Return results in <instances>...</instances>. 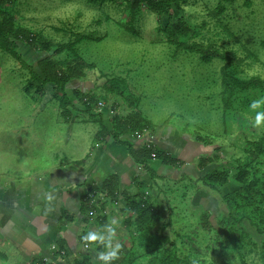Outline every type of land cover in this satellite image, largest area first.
I'll return each mask as SVG.
<instances>
[{"label": "rangeland", "instance_id": "obj_1", "mask_svg": "<svg viewBox=\"0 0 264 264\" xmlns=\"http://www.w3.org/2000/svg\"><path fill=\"white\" fill-rule=\"evenodd\" d=\"M4 6L17 28L38 34L54 45L74 42L78 35L90 37L77 45L76 53L92 67L80 68L82 77L65 87L73 103L69 108L71 119L66 123L59 103L62 94L50 84L42 102L27 96V69L0 50V216L4 217L1 212L9 210L12 195L21 192V179L28 185L43 172L60 173L64 168L63 156L70 165L90 159L94 164V152L115 143L119 146L112 134L100 137L98 116L105 115L102 124L108 122L107 130L116 132L110 120L118 117L124 123L131 113L128 103L134 101L142 118L152 126L145 136L165 135L163 138L167 136L165 139L173 142L175 148L182 147L179 164L168 166V177L154 175V166L161 165L157 156L147 163L150 173L145 181L147 186L156 188L150 187L146 193L154 207L164 212V220L152 232L162 231L183 253L192 251L200 264H264L260 257L263 238L253 237L259 249L250 248V252L247 247H235L241 230L254 236L247 223L238 225L234 232L220 226L228 214L221 196L234 192L238 188L236 183L231 180L216 191L205 179L215 170L225 169L232 177L239 166L255 158L251 144L263 139L264 127L253 126L255 111L249 105L264 97L263 90L252 88L230 96L223 89L221 75L226 60L216 58L206 64L201 61V53L169 44L161 30L167 26L168 18H160L144 7L130 26L131 10L125 1L119 0L103 5L87 0H4ZM183 9L186 24L197 32L196 36L188 35L185 42L202 45L211 53L231 59L238 65L234 74L239 78L264 81V0H192ZM16 44L23 60L38 74V62L48 57L59 62L63 71L76 66L75 57L68 52L56 55L55 48L50 52L37 51L41 48L37 41ZM76 88L80 97L74 94ZM85 99L95 100L91 111H87ZM257 110H264V105ZM123 138L122 142L128 141ZM128 139L127 143L134 142ZM144 144L138 143L137 151L144 150ZM169 156L173 160L176 157ZM207 157L214 162L200 170V160ZM92 164H88V169ZM134 165L128 168L129 175L142 179ZM125 181L127 185L129 178ZM87 187H96L97 196L104 194L102 185L90 183ZM133 187L134 195L138 187ZM109 200L105 197L95 203L101 206L102 214L89 217L88 224L79 222L69 229V236L79 242V237L90 230H104L105 224L98 217L106 216V224L115 217L119 221L115 242L122 245L118 259L134 257L135 264H149L152 255L146 252L153 249L151 242L144 243L147 248L133 243L137 232L126 223L133 216L127 212L123 198L113 203ZM202 214L209 217L217 232L201 227ZM89 245L92 264H104L99 256L103 245Z\"/></svg>", "mask_w": 264, "mask_h": 264}, {"label": "trees", "instance_id": "obj_2", "mask_svg": "<svg viewBox=\"0 0 264 264\" xmlns=\"http://www.w3.org/2000/svg\"><path fill=\"white\" fill-rule=\"evenodd\" d=\"M91 4L103 5L109 0H87ZM118 1V0H112ZM125 1L131 10V23L134 25L137 12L141 7L154 12L158 17H167L169 22L166 27L162 28V33L167 37V42L176 46L177 49H184L190 52H199L202 54L201 61L209 64L216 58L226 60V65L221 69V75L223 77V89L226 93L233 97L238 91H246L248 89H260L264 91V81L259 78H250L244 80L238 77V74H234L236 71V65L231 59L216 53H211L199 44L189 45L184 40L190 35L196 36L195 32L190 26H188L183 18V6L192 0H119ZM4 0H0V50L10 55L14 60L19 62L24 69H27L29 73V80L24 88V93L42 102L45 98L49 88L48 85H52L53 89L59 91L62 95L59 98L60 108L62 110L61 116L68 123L71 119V111L69 108L73 105L71 98L67 95L65 87L75 80H79L82 75L79 71L80 68H91L92 66L86 64L85 61L77 55L76 47L80 43L86 40H90V37L78 35L74 42L68 44L54 45L52 42L45 41L40 35H35L30 31L17 28L14 24V18L4 8ZM224 12V9H221ZM217 12L216 14H218ZM126 29H129L127 27ZM189 35V36H188ZM28 40L30 43L35 41L41 44V48L37 51L50 52L52 48H55V54L61 55L64 53H70L75 57L76 66L68 67L65 71L60 69L59 62L46 58L40 60L37 64L39 74L35 68L28 65L20 54L17 42ZM74 94L77 97L81 96V93L76 88ZM120 95V94H117ZM57 98V97H56ZM95 100H88L86 102L87 111H91L94 106ZM131 113L127 116L124 123H120L118 117H113L110 121L115 128L116 132L108 131L106 125L102 124L103 114H99V124L101 129L99 132L102 139L104 136L112 134L113 139L117 143H122L127 146L129 155L134 159L138 165H145L149 170L147 163L151 159V152L149 150H140L134 152L132 146L127 142H122L120 138H123L126 134L132 135L134 132H143L144 130L152 129V126L142 118V114L139 111V106L134 101L128 103ZM120 123V125L118 124ZM118 127V128H117ZM105 138V137H104ZM127 140V139H126ZM255 150V158L251 161L244 163L238 167L237 174L231 177L229 170L214 171L205 177L209 186L216 191L224 188L229 181L236 183L237 189L229 194L222 195V202L228 210L226 218H222L220 221L221 227L225 231L234 232L238 225L247 223L253 230L254 236L250 231L243 229L240 232L239 244L235 247H240L244 250L249 248L248 252L252 249H259L258 244L254 241L253 237L263 238L260 245V257L264 261V137L260 142H253L251 144ZM157 159L164 165H176L177 161L171 159V157L163 152L157 151ZM263 160V161H262ZM214 162V159L207 157L201 159L198 168L200 170L206 169L210 164ZM138 182V180H137ZM138 192L136 194H130L126 191H121L119 177L113 175L107 178L102 187V192L106 194V198H109L110 202H117L118 198L122 197L125 208L133 217L127 218L126 223L129 226L136 228V234L132 237L133 243L141 246H145V242H151L153 249L150 251L148 248L147 254H151L152 258L149 264H200L194 259V253H183L176 247L175 243L165 235L162 231L158 234L152 232V229L157 227L164 220V212L161 208L154 207L151 197H149L145 191L147 187L146 181H140L137 183ZM96 187H90L87 194L81 200V215L85 224L89 223V217L95 212V208L91 204L92 196L96 195ZM102 214V212L100 213ZM99 214V215H100ZM75 217L69 214L66 210L62 212L61 223L72 224L75 222ZM103 225L106 224L107 218L102 215L97 218ZM201 227L207 231H216L217 229L210 223L209 217L206 214H202L200 218ZM62 224L60 225L61 229ZM227 229V230H226ZM162 230V229H161ZM164 230V229H163ZM84 234L79 237V244L84 245ZM59 250H65L66 256H71L70 250L64 246L63 240H59ZM174 248L172 250V248ZM104 247V246H103ZM147 248V247H146ZM100 251H104V248H99ZM89 251L80 255V259H77L73 264H92V258L89 256ZM128 255H131L130 252ZM241 261H244V256L240 257ZM114 264H135V258L131 260L125 257L117 259Z\"/></svg>", "mask_w": 264, "mask_h": 264}, {"label": "crops", "instance_id": "obj_3", "mask_svg": "<svg viewBox=\"0 0 264 264\" xmlns=\"http://www.w3.org/2000/svg\"><path fill=\"white\" fill-rule=\"evenodd\" d=\"M108 126L109 123L106 122V127L108 128ZM163 136L153 138V146L158 152L171 154V156L176 155L174 160L179 164L178 155L182 154L179 151L182 147L175 148L173 142L167 141L165 139L167 136L164 138ZM128 137L132 139L130 135L124 136L123 139L130 141ZM134 142H131L133 145H130H132L134 152H137L136 146L138 143L142 144L143 141ZM98 151L101 152L92 154H97L94 164L90 161H93V159H90L84 161V163L70 165L67 161L68 158L63 156L61 161L64 168L60 173H55L54 170L43 172L38 174L32 181H28V185L25 183L26 181L21 179V192L12 195L9 210L2 211L1 214L5 213V216H0V264H34L36 260L46 256L58 260L52 247L58 246L59 240H63L64 246L71 252V256H67L65 261L73 264L75 260L80 259L81 254L86 253L84 246L72 239L68 232L69 229L78 226L79 222L84 223L81 215V200L87 194V185L92 183L100 186L107 178L116 175L120 180V188L133 194L134 185L137 187L138 182L149 179L150 172H148L147 167L143 164L134 165L133 158L129 155V150L124 144L120 143L118 146L115 143L110 147H106L104 151ZM57 158L56 155L55 161ZM69 159L71 158L69 157ZM88 164H92V168L88 169ZM132 165L138 171L137 175L142 179H138L137 176H132V174L129 175L128 168H133ZM168 166L164 164L158 166L156 164L154 175L157 178L159 176L168 177L170 175ZM125 176L129 178L127 185L125 180L128 178H125ZM85 182L87 185H85ZM53 187L57 188L54 189ZM150 187L152 190L156 188L155 185H148L145 191L150 190ZM63 210L76 218L74 223L67 225L61 223Z\"/></svg>", "mask_w": 264, "mask_h": 264}, {"label": "clouds", "instance_id": "obj_4", "mask_svg": "<svg viewBox=\"0 0 264 264\" xmlns=\"http://www.w3.org/2000/svg\"><path fill=\"white\" fill-rule=\"evenodd\" d=\"M261 105H264V97L253 100L249 105V108L255 111L252 124L257 128L264 127V110H257ZM49 199H51V197H49ZM118 224V219L112 217L110 221L104 225L103 231L90 230L83 236L86 246L96 242L104 246L106 250L101 251L99 254L104 264H114V261L117 260L120 255L122 245L119 242H115Z\"/></svg>", "mask_w": 264, "mask_h": 264}, {"label": "built area", "instance_id": "obj_5", "mask_svg": "<svg viewBox=\"0 0 264 264\" xmlns=\"http://www.w3.org/2000/svg\"><path fill=\"white\" fill-rule=\"evenodd\" d=\"M87 101L88 100L85 99V102H87ZM98 106L99 107L103 106V103H98ZM147 132H148V130H144L143 132H134L130 136L132 137V139L134 141H143V143L145 142L144 148L146 150H149L151 152V154H150L151 158L155 159L157 156V152L155 150V147L153 146V142H154L153 137L152 136L151 137L145 136ZM105 197H106L105 193L100 194L99 196H97V195L92 196L91 204L95 208V212L91 214V217H93L94 215H99L102 212L101 206L100 205L97 206L96 204L99 203L100 201H102ZM52 249L55 251L54 254L58 258V260L51 257V256L50 257L46 256V257H41L40 259L36 260V262L34 264H69V263H67V261H65V259L67 258L65 250L61 251L57 248V246H53ZM84 249H85V251H89L90 245L88 244L86 246V244H84Z\"/></svg>", "mask_w": 264, "mask_h": 264}]
</instances>
